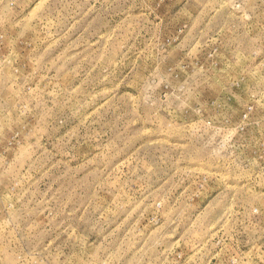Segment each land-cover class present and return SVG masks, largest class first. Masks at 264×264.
Wrapping results in <instances>:
<instances>
[{"label":"rangeland","instance_id":"obj_1","mask_svg":"<svg viewBox=\"0 0 264 264\" xmlns=\"http://www.w3.org/2000/svg\"><path fill=\"white\" fill-rule=\"evenodd\" d=\"M0 264H264V0H0Z\"/></svg>","mask_w":264,"mask_h":264}]
</instances>
